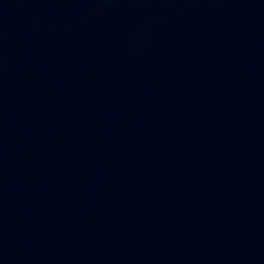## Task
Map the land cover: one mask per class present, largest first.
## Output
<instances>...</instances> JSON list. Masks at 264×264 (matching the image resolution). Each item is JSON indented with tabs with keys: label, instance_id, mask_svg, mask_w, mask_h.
Segmentation results:
<instances>
[{
	"label": "water",
	"instance_id": "obj_1",
	"mask_svg": "<svg viewBox=\"0 0 264 264\" xmlns=\"http://www.w3.org/2000/svg\"><path fill=\"white\" fill-rule=\"evenodd\" d=\"M0 264H264V0H0Z\"/></svg>",
	"mask_w": 264,
	"mask_h": 264
}]
</instances>
